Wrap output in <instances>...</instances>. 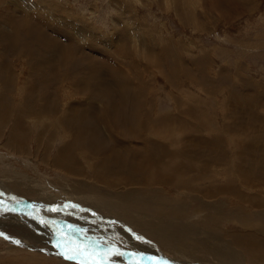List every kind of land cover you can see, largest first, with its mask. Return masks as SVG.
Instances as JSON below:
<instances>
[{"label": "rangeland", "instance_id": "rangeland-1", "mask_svg": "<svg viewBox=\"0 0 264 264\" xmlns=\"http://www.w3.org/2000/svg\"><path fill=\"white\" fill-rule=\"evenodd\" d=\"M10 18L36 22L43 36L38 28H14ZM0 27V264H144L147 256L151 264H172L178 259L165 231L178 243L186 235L189 245L197 242L200 260L215 259L216 250L226 255L228 243H242L243 254L257 260L252 264L264 263V0H0ZM4 30L14 43L5 40ZM48 40L59 43L46 47ZM129 86L137 93L135 104L127 99L132 114L122 117L117 110L114 117L113 100L129 97ZM235 105L241 120L224 112ZM180 111L191 124L177 122V132L197 139L195 153L165 157L157 166L151 157L143 159L138 153L154 152L158 142L151 143L137 122L143 130ZM93 112L103 126L111 120L117 132L102 131L91 140ZM16 123L20 150L9 142ZM227 125L244 126L253 136L246 140ZM144 132L153 137L151 129ZM135 137L145 141L144 150L116 145L129 168L103 163L102 175L88 162L86 173H66L57 165L60 152L98 151L119 161L108 138L129 144ZM156 138L170 151L180 145ZM107 173H125L129 182L90 184V175ZM236 174L256 191L240 202L208 195L207 186L236 181ZM192 187L199 191L197 201L189 197ZM26 188L38 190L34 195ZM197 210L209 214L201 218Z\"/></svg>", "mask_w": 264, "mask_h": 264}, {"label": "bare ground", "instance_id": "bare-ground-1", "mask_svg": "<svg viewBox=\"0 0 264 264\" xmlns=\"http://www.w3.org/2000/svg\"><path fill=\"white\" fill-rule=\"evenodd\" d=\"M9 7V6H8ZM9 9H11V8H8V10ZM23 15V14H22ZM26 16V18H29V15L28 14H26L25 15ZM16 18H10L8 21H9V24L10 25H12L14 28H17L18 27V25L20 26V27H25V28H33L34 27V29H36V28H38L39 29V36L40 37H42L43 36V33L40 31V27H38L37 26V23L35 22L34 24H33V21H26L25 20V18H23V19H17V20H15ZM6 20V19H5ZM36 20V19H35ZM17 22V23H16ZM6 29V28H5ZM18 29V28H17ZM29 29V30H30ZM0 30H2V27H0ZM33 30V29H32ZM6 32L7 31H5L4 30V34H3V37H5V40L7 41V42H9L10 44H12V43H14L16 40H14V41H10L11 39H9L8 37H9V35H7L6 34ZM8 32H9V30H8ZM15 32V30L13 29V34H15L14 33ZM82 32H84L83 30H82ZM48 33V32H47ZM27 36V35H26ZM12 37V36H11ZM46 37V36H45ZM38 39H39V37H38ZM37 39V40H38ZM45 39V38H44ZM42 40V39H41ZM46 40V39H45ZM55 40V39H54ZM39 41V40H38ZM53 41V40H52ZM51 41V42H52ZM41 42V41H40ZM59 42H55V43H53V44H51L50 42H49V40L47 41V42H45L44 41V43H42V44H44V46H46V47H52V46H56L57 44H58ZM49 44H51V45H49ZM59 49H62V45L61 44H59V46H58V48H57V52H60L59 51ZM69 56V55H68ZM151 60V59H150ZM152 64V63H151ZM95 74V73H94ZM115 75H117V77L118 78H121L122 80H127V82L129 83L130 81V79H128V77L126 76V75H123V76H121L120 74H115ZM119 75V76H118ZM107 81V80H106ZM109 81V80H108ZM107 81V82H108ZM118 81H119V79H118ZM106 83V82H105ZM102 84H103V81H102ZM9 87V86H8ZM126 90L127 91H129V93H131V94H129V97L128 96H125V94H124V96H125V98H124V96L122 95V98H120V99H114L113 100V104H112V108H114V117H115V114L117 113V110H119V113L122 115V117H125V116H128V115H130V114H132V107L129 105V103H128V101H127V99H130L131 101H133L134 102V104H135V101H136V98H134L135 97V95L137 94H135V93H133V90H130V86L129 87H127L126 88ZM34 94V93H33ZM117 95H119V93H117L116 94V96ZM139 96L141 97V93H139ZM234 96V95H233ZM248 96H250V95H248ZM114 98H115V95H114ZM33 102V101H32ZM54 102V101H53ZM26 104V103H25ZM141 104H142V102H141ZM52 105H53V103H52ZM231 105V104H230ZM234 105V104H233ZM29 106V105H28ZM32 106V105H31ZM90 106V105H89ZM83 107V106H82ZM91 107V106H90ZM238 107V105H235L233 108H231L230 110H227V111H224L225 112V114L226 115H236L237 117L235 118L236 119V121H237V119H242V116H241V114H240V111H238V112H236V108ZM21 108V107H20ZM78 108V107H77ZM129 109V112L126 114V110L125 109ZM143 108V107H142ZM80 109V108H79ZM82 109V108H81ZM103 109V108H102ZM193 110L194 109H191V113H188L189 114V117H192L194 114H192V113H194L193 112ZM0 111H1V109H0ZM71 111V110H70ZM78 110H74V111H72V112H77ZM147 111V110H146ZM151 111V110H150ZM184 111V110H183ZM13 114V113H12ZM75 114H77V113H75ZM146 114V113H145ZM94 117V120L95 121H97L98 120V115L97 114H94V112H93V114H92ZM184 115V114H183ZM183 115L181 114V111H180V114H178V115H169L164 121H162V123H161V121H151L150 123H147V124H145V125H143V130H142V125H141V122H137V123H139V127H138V130L139 131H141V132H143L144 133V135H145V137L147 138L148 136H149V138H150V142L151 143H156V142H158V147L156 148V149H154L155 151L154 152H152V153H145V152H139L138 154H141V156H143V159H144V156H149V157H151V161H153V163H155L156 164V166H157V163H158V161L160 162L161 160H163V159H165V157H172L173 159H179L180 158V156L178 155L179 153L181 154V156L182 155H190V154H194L195 152H193V149H194V147L195 146H197V139L196 138H194V139H189V138H187V137H185V138H182L181 137V135L177 132V122H184L183 124H185V122H188V120L187 119H189V118H185V117H183ZM186 115V114H185ZM25 116V115H24ZM31 116V115H30ZM77 116H78V114H77ZM77 116H75V117H77ZM17 117V116H16ZM55 117V116H54ZM86 117V116H85ZM4 118H6V117H4ZM31 118V117H30ZM246 118V117H245ZM59 119V118H58ZM74 119V118H73ZM87 119V118H86ZM91 119V118H90ZM143 119V118H142ZM156 119V118H155ZM161 119H162V117H161ZM15 120V119H14ZM61 120H70V119H65V117L64 116H62L61 117ZM20 122L19 123H21V120H19ZM24 121V120H23ZM44 121H46V120H44ZM69 122V121H68ZM83 122H84V119H83ZM119 122V121H118ZM19 123H16L15 124V128L13 129V131H12V133H11V136H12V138H11V141H9L10 143H11V145L13 146V148H15V149H18V148H23V146L21 145V142H20V140H19V138H17L18 137V135L20 134L19 132H20V124ZM58 123V122H57ZM120 123L121 124H123V125H125L126 123H127V121H125V120H122V121H120ZM198 124H200L201 125V122H197ZM49 123H47L46 122V125H48ZM189 126H190V124L191 123H187ZM22 125V124H21ZM30 125V124H29ZM68 125H70V124H68ZM76 125V124H75ZM78 125V124H77ZM83 125V124H82ZM160 125V127H159V131L160 132H162V133H160L161 135H163L164 137H169V138H171V139H174L175 140V142H177L178 144H180V145H184L183 147H180V145L179 146H177L176 145V147L174 148L173 147V151H170V150H168V148H169V146L167 145V146H165V144H160V140H158L156 137L158 136V137H160L161 135L156 131V127H158ZM200 125H196L195 126V129L198 131L199 130V126ZM241 125V124H240ZM24 126H25V124H24ZM57 126V125H56ZM63 126V125H62ZM72 126V125H71ZM23 127V126H22ZM38 127V126H37ZM59 127H60V125H59ZM93 127V126H92ZM97 127V128H96ZM96 127H94V128H90V131L88 132V135H89V138L91 139V140H94L95 139V137L94 136H96L97 137V135L98 134H100L102 131L105 133V135L107 136V134L108 133H111L112 135H114L113 134V131L114 132H117V129H116V126L113 124V122L111 121V120H109V122H105V125L103 126L102 125V121H97V126ZM100 127V128H99ZM104 128V129H103ZM200 128L201 129H203V130H205V131H207L206 129H205V126L204 127H202V126H200ZM53 129V128H52ZM100 129H101V131H100ZM131 129L133 130V131H135L136 129L134 128V127H131ZM145 129H151L152 130V133H153V137L152 136H150L149 134H146L145 132H144V130ZM179 129H180V127H179ZM224 129H233V130H236V132L237 133H240V134H242L241 136H244L245 137V139L246 140H248L249 139V137H251V136H253L252 134H250L251 132H249V130H247V128H245L244 126H242V127H236V126H232V125H227L226 127H224ZM64 130V129H63ZM77 130V129H76ZM195 130V133L197 132ZM168 131V132H167ZM11 132V131H10ZM23 132V131H22ZM59 132V131H58ZM102 132V133H103ZM157 132V133H156ZM24 133V132H23ZM50 133V132H49ZM69 134V133H68ZM56 135V134H55ZM175 135V136H174ZM23 136V135H22ZM54 136V135H53ZM72 136V135H71ZM75 136V135H74ZM204 136V135H203ZM87 137V136H86ZM133 138H134V136H132ZM23 138H24V136H23ZM57 138H58V136H57ZM140 139H141V137H139ZM140 139H138V138H136L135 137V142L134 143H126L125 141H120V139H115V138H108V140L109 141H111V142H113V143H115V147H117L116 145L117 144H123L125 147H128V148H133V147H138V146H140L141 148H139L140 150H144V146H145V141H143V140H140ZM167 139V138H166ZM253 140H255V142H258L257 140L258 139H253ZM23 141H24V143H25V140L23 139ZM73 141V140H72ZM170 141V140H169ZM230 141L232 142V143H234V138L232 137V136H230ZM68 142V141H67ZM79 142V141H78ZM165 141H163V143H164ZM170 142H172V141H170ZM84 143V142H83ZM170 144V146H172L171 144L172 143H169ZM174 144V143H173ZM176 144V143H175ZM174 144V145H175ZM123 145H121L120 147H122ZM64 146V145H63ZM72 146V145H71ZM143 146V147H142ZM94 147H99V146H96L95 144H94ZM76 148V147H75ZM90 148V147H89ZM187 148V149H186ZM20 149H18V150H20ZM122 149V148H121ZM105 150V149H104ZM116 152H115V155H118V154H120V159H119V161H118V159H117V157L116 156H113V155H106L105 154V157H104V155L103 154H101L100 152H98V151H95V152H93V154H90V153H85L84 151H81V153H77V154H73V152H72V154L71 155H68V154H66V153H61L60 152V154H59V157L57 158V165H59V167L61 168V169H63L66 173H75L76 171H78V172H84V173H86V171L85 170H83L82 169V166L86 163V162H88L90 165H93V164H96L98 167H99V173L100 174H102V175H104V173H105V171L102 169L104 166H103V163L104 164H106V166H107V168H110V166H111V162L112 161H114V162H117L118 163V165H120V166H123V167H127V168H129V166H130V161H129V159L127 158V156H125L122 152H121V150L120 151H118V147L116 148V150H115ZM53 152V151H52ZM149 152V151H148ZM200 152V151H199ZM62 154V155H61ZM91 155H94L95 156V158H93L92 159V161H90L89 160V156H91ZM200 156V155H199ZM163 157V158H162ZM182 157H184V156H182ZM197 157V156H196ZM134 158V157H133ZM141 158V157H140ZM101 159H102V161H101ZM190 159V158H189ZM193 159V158H192ZM191 159V160H192ZM181 160V159H180ZM211 161L213 160V159H210ZM104 161V162H103ZM145 161V160H144ZM179 161V160H178ZM190 161V160H189ZM196 161V160H195ZM80 162H81V164H80ZM116 163V164H117ZM154 164V165H155ZM238 165V164H237ZM175 166V165H174ZM113 167V166H112ZM111 167V168H112ZM189 167V166H188ZM195 167H198L197 166V163H196V165H195ZM228 167L229 168H231V172L230 173H233V174H235L236 173V171H234V165H228ZM240 165H238L237 166V170L238 169H240ZM106 168V167H105ZM106 168V169H107ZM135 167L134 166H132L131 165V169H134ZM191 168V170H192V168L193 167H190ZM91 169V168H90ZM102 169V170H101ZM210 168H208V164H207V167H204L202 170H200L201 171V177L204 179H207L206 178V176L205 175H203L202 173H204V174H206V170H209ZM140 170V169H139ZM138 170V171H139ZM111 171V170H110ZM134 171V170H133ZM130 172V171H129ZM195 172V171H194ZM240 172V171H239ZM241 174V173H240ZM107 175H108V177L106 178V177H104V178H100V177H96V176H94V175H90V176H92L93 177V179L90 181V184H100L101 182H103V183H109V184H113L114 186H121V185H126V183L125 182H129V180L127 179V178H124V176H125V173H124V175H123V177L121 176V177H118V176H112V177H110L109 176V174L107 173ZM17 177V176H16ZM15 176L14 177H11L12 179H18V178H16ZM153 177V176H152ZM155 177V176H154ZM236 177H237V180L236 181H234V178H231V177H229V183H226V184H224V185H219V184H213L212 185V189L211 188H209L208 186L206 187L207 189H209L210 191H211V193L210 194H208L209 196H211V197H214L213 196V194L215 195V196H217V197H222V195H228V196H230V197H232L234 200H236V201H241V200H243V197L242 196H244V195H247V194H249V193H251L252 191H256V189L254 190L253 188H251V187H248V186H246V185H241L240 183H239V181H238V178L240 177V175L239 174H236ZM132 178V177H131ZM130 178V179H131ZM191 178V177H190ZM189 178V179H190ZM153 179V178H152ZM163 179V178H162ZM23 180H26L25 178H23V179H19V182H21V181H23ZM153 182H155V181H153ZM22 183V182H21ZM151 183V182H150ZM26 184V183H25ZM31 184L33 185L32 187H34V186H36V184H33V181H31ZM129 184V183H128ZM160 184V183H159ZM18 185V187H21L22 188V184H17ZM98 185H96V186H98ZM107 185V184H106ZM130 185V184H129ZM132 185V184H131ZM128 187V186H127ZM260 187V189H264L263 187H264V185H260L259 186ZM21 188H19V189H21ZM35 188V187H34ZM184 188V187H183ZM199 188V187H198ZM200 189V188H199ZM38 189H28V188H26V190L25 191H27L28 193H30V194H34L36 191H37ZM245 191H247V192H245ZM189 192V194H190V196L189 197H192L193 196V200H198L199 199V197H198V195H199V191H197L196 189H195V187H192V189H190V191H188ZM213 193V194H212ZM254 194H256V193H254ZM35 195V194H34ZM73 195V194H72ZM195 196V197H194ZM43 197V196H42ZM41 196H40V198H42ZM48 200V199H47ZM221 201H223V199H220ZM45 206V205H44ZM167 212V211H166ZM177 212V211H176ZM200 214H199V213ZM211 212V211H210ZM196 214L197 215H200V217L202 218V217H205V215L206 214H209V213H203L201 210H197L196 211ZM216 214V213H215ZM214 215V214H213ZM137 217H139V216H137ZM206 218V217H205ZM211 218V217H210ZM219 218V217H218ZM212 219V218H211ZM138 220V219H137ZM210 220V219H209ZM162 221H163V218H162V220H161V223L159 222V224H162ZM134 222V221H133ZM156 222H158V221H156ZM200 222V221H199ZM179 224V223H178ZM207 224H210V222L208 223L207 222ZM163 225V224H162ZM176 225V224H175ZM184 225V224H183ZM174 226V225H173ZM210 226V225H209ZM11 229V228H10ZM177 231V230H176ZM14 232V231H13ZM16 233H18V232H20V230L19 231H15ZM166 232V234L168 235V237H169V239H170V241L174 244V246L175 247H173L172 249H171V252H173L175 255H176V257H177V262L176 261H172V260H170V262L172 263V264H252V262H256L257 260H256V258L255 257H258L257 255L258 254H256L255 255V259H254V261H253V259H252V262L249 260V258H248V256L247 255H245V254H243L245 251H246V247H244L243 245H242V243H240V248L239 247H237V244H235V245H232V244H226V242H225V244L227 245V250H226V255H223V254H221V252H219V250H216V257H215V259H212V258H210L208 255H207V257H205V258H203V259H201L200 260V256H199V254H198V252H199V249H200V247H199V245H197L196 243L197 242H192V243H194L193 245H189L188 243H187V239L189 238H187V235H186V240H182V239H180V238H178L179 236L178 235H175V237L176 238H178L179 239V243H178V241L176 240V239H174V238H172V237H170V235H169V232L168 231H165ZM27 234V233H26ZM53 234V233H52ZM179 234V233H178ZM40 236V235H39ZM195 236V235H194ZM31 237V236H30ZM45 237V236H44ZM196 237H198V236H195L194 238H196ZM227 238V237H226ZM27 239V238H26ZM228 239V238H227ZM220 239H218L217 241H216V246H220L222 243H219L218 241H219ZM16 241V240H15ZM39 242V241H38ZM48 242V241H47ZM51 242H53V240L51 241ZM228 242V241H227ZM26 243V242H25ZM214 243H215V241H214ZM230 243H231V241H230ZM18 244V243H17ZM23 244V243H22ZM245 245H247V244H245ZM250 244H248V246H249ZM253 245V244H252ZM30 246V245H29ZM223 246V245H222ZM31 247V246H30ZM34 249L35 248H37L36 247V245L35 246H32ZM54 247V246H53ZM250 247V246H249ZM43 249V248H42ZM223 249H225V248H223ZM24 250V249H23ZM232 251V253L230 254L229 252H231ZM29 254V253H28ZM209 254V253H208ZM201 255V254H200ZM250 255V254H249ZM254 255V254H253ZM151 256V255H150ZM155 256V255H154ZM220 256H222V257H220ZM34 257V256H33ZM146 257V256H145ZM152 257V256H151ZM226 258V260H227V262L228 263H224V261H221V258L223 259V258ZM79 258V257H78ZM182 260H181V259ZM144 260H145V263L144 264H151L150 262L152 261V260H149V257L147 256V258H144ZM260 261L259 262H261V261H263L264 262V256H262L260 259H259ZM174 262V263H173ZM127 264H131V263H127ZM137 264H142V263H137ZM264 264V263H263Z\"/></svg>", "mask_w": 264, "mask_h": 264}, {"label": "snow or ice", "instance_id": "snow-or-ice-1", "mask_svg": "<svg viewBox=\"0 0 264 264\" xmlns=\"http://www.w3.org/2000/svg\"><path fill=\"white\" fill-rule=\"evenodd\" d=\"M73 207H75V205H73ZM51 211H56L55 208L51 209ZM139 239V237H138ZM16 243H19L18 241ZM76 254L79 255L80 254V249H79V246H77V249H76ZM119 255H123V253H118ZM74 257L73 256H66V259H73Z\"/></svg>", "mask_w": 264, "mask_h": 264}]
</instances>
